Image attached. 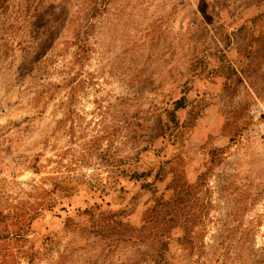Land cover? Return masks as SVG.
<instances>
[{"label": "rangeland", "instance_id": "rangeland-1", "mask_svg": "<svg viewBox=\"0 0 264 264\" xmlns=\"http://www.w3.org/2000/svg\"><path fill=\"white\" fill-rule=\"evenodd\" d=\"M0 264H264V0H10Z\"/></svg>", "mask_w": 264, "mask_h": 264}, {"label": "trees", "instance_id": "trees-1", "mask_svg": "<svg viewBox=\"0 0 264 264\" xmlns=\"http://www.w3.org/2000/svg\"><path fill=\"white\" fill-rule=\"evenodd\" d=\"M10 6V0H0V15L8 14ZM172 117H174V113H171Z\"/></svg>", "mask_w": 264, "mask_h": 264}]
</instances>
